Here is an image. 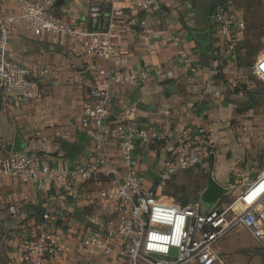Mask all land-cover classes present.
Wrapping results in <instances>:
<instances>
[{"label": "crops", "instance_id": "1", "mask_svg": "<svg viewBox=\"0 0 264 264\" xmlns=\"http://www.w3.org/2000/svg\"><path fill=\"white\" fill-rule=\"evenodd\" d=\"M91 1L100 3L98 19L88 15ZM155 2L152 9L142 14L146 22L144 27L128 29L116 39L120 54L126 61L111 66L114 72L123 69L134 76L145 65L172 74L165 80H134L113 87V118L141 123L161 138L158 143L148 142L136 151L138 169L146 184L148 179L155 180V176H147L148 171L156 173L180 142L188 144L203 129H217L218 133L226 132L221 129H239L242 118L230 108L210 105L218 101L220 94L217 91L223 92L224 81L228 84L233 78L229 74L232 62L228 56H225L227 64L222 68L223 76L218 74L215 58L217 46L221 47V44L208 19L207 1ZM107 7V0H64L61 5L54 4L53 9L66 19L77 23L83 21L89 28H97L104 26ZM0 8L10 12L15 10V5L11 0H0ZM208 26L211 27L209 52L202 51L191 33L192 30L203 31ZM0 53L27 68L50 70L41 80L43 93L40 98L1 100L0 160L11 152L16 133L26 145L24 151L34 152L55 165H72L88 160L92 144L89 130H78L76 126L82 117L92 81L86 70L91 60L82 53L78 44L66 37H33L18 28L9 30L0 38ZM263 55L264 50L259 51L254 56L255 61ZM98 64L107 65L104 61ZM214 137L211 139L217 148L214 159L220 161L224 148L217 143V135ZM65 142L80 144L79 152L69 158ZM235 148L231 146L236 155L238 148ZM114 153L119 154L116 150ZM121 164L124 165L123 162ZM258 174L248 181L254 180ZM218 177L215 175L214 178L223 184ZM105 184L103 176L95 174L64 193L55 189L38 190L32 181L0 177V264H29L24 259V248L34 223L41 213L56 209L61 210L66 218L56 223L54 235L64 238L70 251L49 259L45 264H124L122 247L115 239L109 243L110 254L92 249L85 243L91 232L103 231L110 225L106 218L102 219V215L113 209L107 187L103 188ZM237 189L242 191L241 187ZM11 205L15 207L14 213L9 211ZM31 206L37 207V212ZM76 210L79 212L74 216Z\"/></svg>", "mask_w": 264, "mask_h": 264}, {"label": "built area", "instance_id": "2", "mask_svg": "<svg viewBox=\"0 0 264 264\" xmlns=\"http://www.w3.org/2000/svg\"><path fill=\"white\" fill-rule=\"evenodd\" d=\"M11 1L15 10L7 12L0 8L1 39L9 30L18 28L33 37H66L77 43L91 60L86 70L92 81L76 128L88 129L92 144L90 158L72 165H55L34 152H9L0 160V177L32 181L38 190L68 193L93 175H102L112 200L115 226L104 227V232H91L85 243L110 254L109 243L115 239L122 247L124 264H224L217 243L235 226L248 231L256 243L264 246V169L231 202L220 198L205 208L199 197L188 203L175 201L160 194L164 185L175 181L179 171L207 161L209 152L195 143L180 142L160 165L154 184L147 185L138 169L136 151L148 142L158 143L161 138L141 123L113 118L115 85L172 76L169 71L151 69L148 65L137 76L123 69L114 72L111 68L126 61L116 39L128 29L144 27L142 14L156 5L155 0H107L106 21L97 28L56 14L55 0ZM232 1L223 0L208 18L223 45L233 44L244 27L242 15L232 10ZM99 61L107 65L102 66ZM49 72L47 68H27L0 53L1 100L40 98L41 80ZM251 72L264 82V55L254 62ZM9 211L14 213L15 207L9 206ZM65 218L57 209L41 213L25 244V261L45 264L55 256L69 253L66 240L54 235L56 223Z\"/></svg>", "mask_w": 264, "mask_h": 264}, {"label": "rangeland", "instance_id": "3", "mask_svg": "<svg viewBox=\"0 0 264 264\" xmlns=\"http://www.w3.org/2000/svg\"><path fill=\"white\" fill-rule=\"evenodd\" d=\"M204 1H207L205 7H208L212 0ZM232 10L242 15L244 27L235 36L233 44L223 45L222 38L218 37L221 47L217 46L215 59L218 61V74L222 77V68L227 64L225 56L229 57L232 62L229 74L233 80L228 84L224 81L223 92L217 91L220 94L218 101H213L210 105L230 108L236 115H241L239 129H221L220 131H226L223 133H218L217 129H203L197 138L189 140L191 145L195 143L201 149L205 147L209 153L215 154L217 148L214 146L215 141L211 142V139H215L214 136L217 135V143L224 148L220 161L224 162L214 159L212 175L214 172V177L219 176L223 181L222 185L229 189L221 197V200L228 202L235 200L241 193L237 188L241 187L240 191H243L249 178L264 169V82L251 72L254 56L264 50V0H233ZM231 146L238 148V155H235L236 150H232ZM209 170V159L181 170L175 181L164 185L160 194L173 197L181 203L191 202L199 197ZM147 182L149 185L154 181L148 179ZM106 187L107 184L103 185V188ZM114 216L111 211L102 215V219L106 218L105 221L114 228ZM217 246L224 264H262L264 261V246L256 243L248 231L240 226L227 232Z\"/></svg>", "mask_w": 264, "mask_h": 264}, {"label": "water", "instance_id": "4", "mask_svg": "<svg viewBox=\"0 0 264 264\" xmlns=\"http://www.w3.org/2000/svg\"><path fill=\"white\" fill-rule=\"evenodd\" d=\"M188 1H193V0H188ZM223 0H215L213 3V6L216 7L218 6ZM64 2V0H55L56 5H61ZM100 3L97 1H91L90 2V8H89V17L92 19H98L100 17V8H99ZM210 31L211 27L208 26L205 30L203 31H194L192 30L191 33L194 37V39L199 43L202 51H207L210 44ZM134 95V93L132 94ZM0 104H1V99H0ZM65 145L68 148V157H73L75 156L80 148L81 145L78 143H71V142H65ZM26 148V145L23 143V141L20 139L18 134L16 133L14 135V141L12 145L11 152L12 153H17V152H23ZM209 163H210V170L207 174L206 177V184L203 190L199 194V199L205 206V208H209L213 204H215L224 194L228 192V188L220 184L212 175V167L214 164V153H209ZM156 173H154L152 170H149L147 173V176L149 177H154ZM31 209H33L35 212H37L38 208L35 206H31ZM78 210L74 213V216L78 214Z\"/></svg>", "mask_w": 264, "mask_h": 264}, {"label": "flooded vegetation", "instance_id": "5", "mask_svg": "<svg viewBox=\"0 0 264 264\" xmlns=\"http://www.w3.org/2000/svg\"><path fill=\"white\" fill-rule=\"evenodd\" d=\"M214 2V0L211 1L210 5L207 7L209 9V14L212 12L211 10H213V7L211 6V4ZM209 14H208V18H209Z\"/></svg>", "mask_w": 264, "mask_h": 264}, {"label": "bare ground", "instance_id": "6", "mask_svg": "<svg viewBox=\"0 0 264 264\" xmlns=\"http://www.w3.org/2000/svg\"><path fill=\"white\" fill-rule=\"evenodd\" d=\"M258 189H259V188H258ZM256 191H257V189L254 190V191H252V192L250 193V196L254 195V194L256 193Z\"/></svg>", "mask_w": 264, "mask_h": 264}, {"label": "trees", "instance_id": "7", "mask_svg": "<svg viewBox=\"0 0 264 264\" xmlns=\"http://www.w3.org/2000/svg\"><path fill=\"white\" fill-rule=\"evenodd\" d=\"M211 6L213 7V9L215 8V7L213 6V3L211 4ZM211 11H212V10H211ZM208 14H209V9H208ZM262 264H264V261H263Z\"/></svg>", "mask_w": 264, "mask_h": 264}]
</instances>
